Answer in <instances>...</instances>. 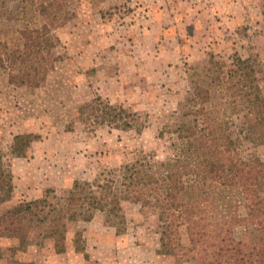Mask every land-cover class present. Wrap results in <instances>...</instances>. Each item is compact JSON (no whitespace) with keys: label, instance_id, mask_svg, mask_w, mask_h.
Listing matches in <instances>:
<instances>
[{"label":"rangeland","instance_id":"rangeland-1","mask_svg":"<svg viewBox=\"0 0 264 264\" xmlns=\"http://www.w3.org/2000/svg\"><path fill=\"white\" fill-rule=\"evenodd\" d=\"M44 25L59 57L45 87L13 86L0 67V264H204L159 253L160 212L150 200H124V225L99 212L70 222L63 241L40 224L22 248L17 221L47 189L65 204L105 178L120 180L123 166L140 157L157 166L182 156L176 129L191 89L229 77L239 60H251L264 88V0H0L9 45L21 46L17 30ZM99 96L123 106L133 126L90 125ZM234 120L242 158L264 162V144ZM227 203L212 220H227L234 204L247 216L243 199ZM246 224L234 225V235L251 250L259 226ZM181 236L187 244L184 228Z\"/></svg>","mask_w":264,"mask_h":264},{"label":"trees","instance_id":"trees-1","mask_svg":"<svg viewBox=\"0 0 264 264\" xmlns=\"http://www.w3.org/2000/svg\"><path fill=\"white\" fill-rule=\"evenodd\" d=\"M17 31L22 40L18 47L4 42L6 34L0 33V67L7 71L13 86L43 88L59 61L49 37L51 30L44 25ZM235 66L229 77L218 75L191 89L189 111L176 129L182 156L157 166L140 157L123 166L120 180L105 178L97 191L72 194L65 204L54 200V190L47 189L35 209L19 214L15 234L19 247L40 224H47L46 237L56 241L66 239L68 223L91 221L98 212L115 226L124 225L122 202L136 199L150 200L159 209L160 254L181 260L195 257L204 264H264V162L255 155L242 158L232 136L236 116L241 121L240 132L264 144V88L250 59L239 60ZM89 112L94 127L133 126L123 106L100 96ZM18 140L16 137L15 147L22 153ZM185 178L191 182L186 183ZM86 184L90 185L83 186ZM75 186L83 187L79 182ZM235 198L245 201L246 217L241 218L234 204L227 220H212V213L220 206L228 209L227 202ZM242 222L246 227L259 226L251 250L234 235V225Z\"/></svg>","mask_w":264,"mask_h":264}]
</instances>
